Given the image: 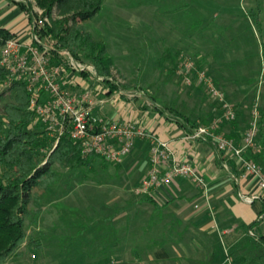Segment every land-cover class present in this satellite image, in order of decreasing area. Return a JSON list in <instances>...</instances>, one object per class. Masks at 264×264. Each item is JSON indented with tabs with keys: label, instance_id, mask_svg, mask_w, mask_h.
<instances>
[{
	"label": "trees",
	"instance_id": "16d2710c",
	"mask_svg": "<svg viewBox=\"0 0 264 264\" xmlns=\"http://www.w3.org/2000/svg\"><path fill=\"white\" fill-rule=\"evenodd\" d=\"M11 1L20 10L29 14L30 10L21 0ZM104 2L105 0H40L39 5L47 11H51L56 6L59 16L64 18L62 21L53 23L51 29L42 31L44 36H49L76 59H80V53L84 54L86 59H90L94 64L98 75L106 79L104 84H109L107 79L111 77L113 60L107 55L105 45L94 42L85 32L84 26L81 25V23L100 15ZM199 19L198 29L188 31L197 34L198 43L182 46L183 48L176 52L177 63L171 70V74L175 75L181 82L176 71L181 62V56L188 57L195 62L197 69L206 71L213 78L215 85L225 94L230 103L235 95L233 91L235 86H244L246 91L242 92L243 102L248 101L252 104L249 109L251 112L258 97L256 94L258 79L264 70L262 62L264 44L260 45V54L258 52L252 53V48L259 44L249 26L234 33V44H207L209 35L213 36L218 33L219 37H223L227 30L217 29L213 25L215 20L211 17L200 14ZM70 21L74 23L72 27L68 26ZM248 22L257 28L261 23L260 15L256 13L253 17L250 16ZM239 33L245 35L243 43L238 40ZM13 37L14 35L10 31L0 27V50L5 42ZM6 79L7 73L1 68L0 85ZM193 88L204 90L200 85H194ZM108 90V94H112L117 91V88L109 85ZM204 93L207 95L206 92ZM2 97L3 95L0 94V101ZM28 97L29 94L24 83H13L9 94L10 100L5 103L2 113H0V264H4L10 255L16 254L18 248L26 240L27 249L36 251V253L43 249V245L38 240L28 239L26 236L25 220L31 214L30 204L36 201L34 191L47 192L58 183L59 176L53 169L54 164L72 171L87 167L102 168L107 171L111 166L117 168L123 164L109 163L97 156L84 159L79 144L68 137L62 138L55 145L54 140L46 135L35 116L29 112ZM212 108L216 115L218 105L213 103ZM235 110L237 113L236 120L225 123L220 131L224 126H239L240 115L236 106ZM157 111L160 114L167 113L168 115L165 114L166 118L182 126L186 132L200 125L210 124L211 119L215 116L213 112L209 111L203 117H193L192 119V117L185 116L178 110L167 106L160 107ZM260 112V128L257 140L260 151L258 155L253 156L258 164L264 157V108H261ZM32 125L36 130L30 128ZM116 177L118 179L120 174L117 173ZM133 201L139 206L135 205L134 211L129 212V216L123 221V224H120L119 221L118 223L111 221L123 212L124 207L119 203L107 205L99 202L100 210L97 211L94 207L95 217L88 220L89 225L94 227V233L95 230L97 234L105 232L104 237L97 235L95 241L105 245L111 244L113 248L134 244L132 253L124 254L122 249H119L117 253H97L95 260H98L89 264H109L111 261L118 264L122 257L130 260L129 263L131 264H149L155 250L165 246L169 240V242H173L166 236L172 234L174 224L167 222L163 207L155 202L153 196L139 197L134 195ZM143 204H149L151 208L149 210L144 209ZM252 227L249 225L240 228L244 236L241 242L229 251L230 264H246L247 262L249 264H256L257 262L264 264V239L251 236L249 231ZM154 262L156 261H152V263Z\"/></svg>",
	"mask_w": 264,
	"mask_h": 264
},
{
	"label": "rangeland",
	"instance_id": "374dc122",
	"mask_svg": "<svg viewBox=\"0 0 264 264\" xmlns=\"http://www.w3.org/2000/svg\"><path fill=\"white\" fill-rule=\"evenodd\" d=\"M21 1L30 10L28 14L30 20L29 17L28 20L35 21L42 31L51 29L53 23L64 19L59 16L56 6L51 11H47L39 5L40 0ZM198 4L200 8L206 9L209 18L210 13L219 14V19L213 24L215 27L223 26L221 23L226 22H229L226 25L231 27L234 22H238L240 27L249 26L259 44L252 48V53L260 54L261 40L258 37V29L248 21L250 16L253 17L259 12L264 27V0H198ZM170 5L172 0H105L100 15L81 23L94 42L105 45L107 55L113 60L111 77L108 79H112L116 84L110 83L107 79L109 84H104L102 87L108 89L109 85H113L133 95L132 98L122 100L114 98L117 96L113 97V94L110 96L104 94L103 105L108 108L116 104L117 107L121 106V109L125 107L126 112L137 114V119L140 121L146 113L155 114L158 108L165 106L176 109L192 119L203 117L209 111L215 115L214 107L212 108L213 101L204 90L187 87L171 74L177 63L176 52L183 47L174 44L178 32L163 29L164 25L157 21L167 16L164 9ZM148 11L151 12L150 15ZM146 18L151 20V24L146 23ZM21 20H26L24 14H21ZM40 21H43L45 26ZM73 25V22H68L69 27ZM148 25L152 29L146 28ZM41 36L44 39L50 38L44 36L42 32ZM80 55V60L92 63L84 54L80 53ZM12 85L8 78L0 85V94L3 95L0 101V113L5 103L10 100ZM256 94L259 97L261 110L264 108L263 71L258 79ZM244 105L247 109L252 106L248 101ZM165 114L168 115L164 113L160 116L166 118ZM30 128L36 130L33 125ZM137 159L146 164V151ZM53 169L59 176L58 183L47 192L34 191L36 201L30 204L31 214L25 220L26 236L28 239L38 240L43 245V249L38 253L27 249L26 240L16 254L10 255L4 264L92 263L97 252H94V228L89 225L88 220L95 217L94 207L99 211V202L110 200L114 203L115 200L112 199L120 196L123 199H134L132 191L125 193L120 188V184H113L115 179L108 174L111 172L110 167L108 172L102 168L91 167L72 171L54 164Z\"/></svg>",
	"mask_w": 264,
	"mask_h": 264
},
{
	"label": "crops",
	"instance_id": "0c3cea01",
	"mask_svg": "<svg viewBox=\"0 0 264 264\" xmlns=\"http://www.w3.org/2000/svg\"><path fill=\"white\" fill-rule=\"evenodd\" d=\"M4 2L5 0H0V27L10 31L14 37L27 41L30 36L28 14L20 10L11 0ZM164 12L167 16L157 19V21L164 25L162 26L163 29L178 32L176 41H174L175 45L186 46L198 43L197 34L188 32L198 29L200 14L204 16L208 14L206 9L200 8L198 0H172V5L165 8ZM21 14L26 16V20H21ZM148 14L150 15L151 12L148 11ZM210 16L215 21L219 19V14L216 12L210 13ZM146 23L151 24V20L146 18ZM221 24L223 26L219 25L216 28L227 30L226 33L223 37H219L218 33L213 36L209 35L207 44H234V33L247 28L246 25L240 27L238 22H234L233 27L226 25L229 22ZM146 28L152 29L149 25ZM256 29H258L261 44H264V27L260 23ZM222 39L226 41H220ZM238 40L243 43L245 35L239 33ZM241 42L240 44H242ZM262 62L264 63V58ZM233 91L235 95L231 103L237 108L240 123L238 127L224 126L221 132L226 137L234 138L237 142H240L250 120V111L243 102L242 92L246 91V88L238 85L235 86ZM126 98L123 96L121 99L127 100ZM122 100L121 103L123 104ZM121 108V106L117 107V104L111 108L98 104L95 112L105 119L136 120L160 140L169 141L177 159L180 162L189 163L206 180L208 184V203L213 210L212 219L206 199L202 196L201 191L188 179H177L170 186L152 194L155 202L163 207L167 222L173 223L174 228L172 234L166 236L167 239H172L173 242L167 240L165 246L155 250L149 264H228L229 251L235 245H238L244 236L243 231L240 229L243 226L252 225L249 234L264 239V191L258 190L255 182L250 179L241 178V169L237 160L222 155L204 142L186 141L184 139L187 133L186 130L174 121L167 120L164 116L162 118V115L160 116L158 112L155 114L146 113V116L143 117L144 120L141 119L142 121H140L137 119V114L126 112L125 107ZM145 151L146 164H143L141 163L142 160L137 158L143 155ZM259 151L256 155L259 154ZM260 161L259 165L264 170V157ZM110 169V174L115 179L113 184H120L122 191L125 193L132 191L133 194V190L139 186L150 169L149 144L142 141L137 142L136 148L131 155L124 159L123 164L117 168L111 166ZM117 173L120 174L118 179L116 177ZM253 194H258L260 200L251 204L242 201L241 195L249 196ZM112 200H115L114 203L105 200L102 204L113 205L119 203L124 207L123 212L111 220L123 224V221L129 216V212L134 211L137 203L133 199H123L121 196ZM195 205L199 208L195 209ZM142 206L147 210L151 208L149 204H143ZM104 233L97 234L95 230V239L97 235L104 237ZM94 244V252L97 253H117L119 249H122V253L127 254L132 253L134 248V244L116 246V248H113L111 244L105 245L97 241ZM129 261L122 257L118 264H131ZM152 261L156 262L152 263ZM246 264H249V262ZM256 264H261V262Z\"/></svg>",
	"mask_w": 264,
	"mask_h": 264
},
{
	"label": "built area",
	"instance_id": "2783aa9c",
	"mask_svg": "<svg viewBox=\"0 0 264 264\" xmlns=\"http://www.w3.org/2000/svg\"><path fill=\"white\" fill-rule=\"evenodd\" d=\"M40 23L45 26L43 21ZM29 25L27 41L13 37L5 42L0 50V67L7 73L10 84H25L29 94L28 110L55 145L68 137L79 144L84 159L97 156L109 163L121 164L132 154L137 142H147L150 146V169L133 190L134 195H152L177 179H188L201 191L213 219L204 177L189 163L177 159L169 141L160 140L136 120L105 119L98 115L96 105H103V96L109 93L102 87L106 79L98 75L94 64L76 59L51 38H42V28H38L35 21H29ZM176 74L187 87L200 85L218 105L210 124L187 132L184 139L204 142L222 155L237 160L241 178L250 179L258 190L264 191V170L253 158L259 151V97L252 107L243 137L237 142L220 131L225 123L236 120L237 113L213 78L206 71L197 69L195 62L185 56H181ZM108 81L116 84L112 79ZM112 94L117 96L114 98L133 97L119 87ZM241 199L251 204L260 197L258 194L241 195ZM198 208L195 205V209Z\"/></svg>",
	"mask_w": 264,
	"mask_h": 264
}]
</instances>
